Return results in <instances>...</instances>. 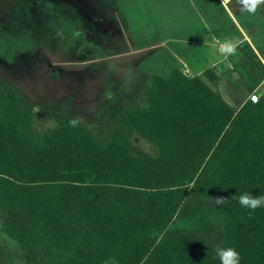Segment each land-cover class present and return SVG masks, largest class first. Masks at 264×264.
<instances>
[{
    "label": "trees",
    "instance_id": "16d2710c",
    "mask_svg": "<svg viewBox=\"0 0 264 264\" xmlns=\"http://www.w3.org/2000/svg\"><path fill=\"white\" fill-rule=\"evenodd\" d=\"M203 76L216 78L208 69ZM0 102V212L27 262L36 256L30 243L47 237L69 250L46 248L39 264H221L218 248L235 249L239 264H264V207L239 203L243 193L264 196V99L234 111L201 77L152 76L148 107H129L122 123L157 146L156 158L103 146L76 120L31 146L19 133L27 122L19 97L1 93ZM209 196L226 198L221 247L196 233L151 236Z\"/></svg>",
    "mask_w": 264,
    "mask_h": 264
},
{
    "label": "rangeland",
    "instance_id": "374dc122",
    "mask_svg": "<svg viewBox=\"0 0 264 264\" xmlns=\"http://www.w3.org/2000/svg\"><path fill=\"white\" fill-rule=\"evenodd\" d=\"M206 23L213 40L202 29ZM227 41L236 44L232 54L220 51ZM208 47L215 55L208 70L216 78L203 79L228 106L236 111L252 93L264 99V5L249 13L238 0H0V95L15 94L27 109L19 133L31 146L44 145L76 120L103 146H125L132 158H156L157 146L124 126V113L148 107L151 74H169L181 51L205 54ZM2 108L0 102V120ZM12 225L0 212V264H39L46 248L57 255L69 250L45 237L37 247L29 242L36 256L27 262L5 231ZM227 226L209 196L151 236L160 242L171 232L196 233L208 246L221 247Z\"/></svg>",
    "mask_w": 264,
    "mask_h": 264
},
{
    "label": "clouds",
    "instance_id": "9594fccd",
    "mask_svg": "<svg viewBox=\"0 0 264 264\" xmlns=\"http://www.w3.org/2000/svg\"><path fill=\"white\" fill-rule=\"evenodd\" d=\"M228 2L229 0H222V3L225 5H227ZM238 3L243 10L249 13H255L261 5H264V0H238ZM235 49L236 44L227 41L221 46L220 51L225 54H232ZM232 198L236 197L233 196ZM225 200L226 198L223 197L216 198L218 204L223 203ZM239 203L242 207L255 211L259 207H264V196H254L250 193H243L239 196ZM217 256L220 258L221 264H239V253L233 248H218Z\"/></svg>",
    "mask_w": 264,
    "mask_h": 264
},
{
    "label": "crops",
    "instance_id": "0c3cea01",
    "mask_svg": "<svg viewBox=\"0 0 264 264\" xmlns=\"http://www.w3.org/2000/svg\"><path fill=\"white\" fill-rule=\"evenodd\" d=\"M205 26L207 27L206 30H205ZM202 29L204 32H207L210 40L211 39L213 40V36H215L214 30L212 28L209 29V26L207 25V23L203 26ZM87 34H90V33H87ZM191 45L194 46L195 44L191 43ZM196 45H200V44L197 43ZM207 49L209 51H207L205 54L203 52L198 53L195 50L192 52H188V53H187V51L184 52L185 50L181 51V52H183V54H180L181 59L179 61V66H176L174 68H170L171 72L167 75H161L158 73H154V74H151L150 77L154 76V75H161V76L167 77L173 72L174 69H179L180 71H182L184 74L188 75L189 77H195L196 76V77L203 78V72L207 69H214V62H215V55H214V53H211L214 51L210 52V50L212 49V48L210 49V47H208ZM199 59L205 60L206 64L205 65L201 64ZM206 83L213 89L212 84H209L210 82H206Z\"/></svg>",
    "mask_w": 264,
    "mask_h": 264
},
{
    "label": "built area",
    "instance_id": "2783aa9c",
    "mask_svg": "<svg viewBox=\"0 0 264 264\" xmlns=\"http://www.w3.org/2000/svg\"><path fill=\"white\" fill-rule=\"evenodd\" d=\"M249 100L252 102H256L258 100V95L255 93H252L249 97Z\"/></svg>",
    "mask_w": 264,
    "mask_h": 264
},
{
    "label": "water",
    "instance_id": "95a60500",
    "mask_svg": "<svg viewBox=\"0 0 264 264\" xmlns=\"http://www.w3.org/2000/svg\"><path fill=\"white\" fill-rule=\"evenodd\" d=\"M260 89L262 90V89H263V87L261 86V87H260Z\"/></svg>",
    "mask_w": 264,
    "mask_h": 264
},
{
    "label": "flooded vegetation",
    "instance_id": "af4514ba",
    "mask_svg": "<svg viewBox=\"0 0 264 264\" xmlns=\"http://www.w3.org/2000/svg\"><path fill=\"white\" fill-rule=\"evenodd\" d=\"M84 30V29H83ZM85 32V30L83 31V33Z\"/></svg>",
    "mask_w": 264,
    "mask_h": 264
}]
</instances>
